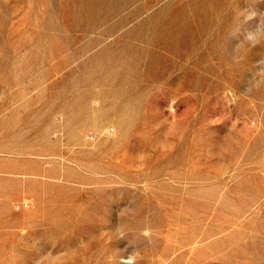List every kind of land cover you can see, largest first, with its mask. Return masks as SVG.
I'll return each mask as SVG.
<instances>
[{
  "label": "rangeland",
  "instance_id": "obj_1",
  "mask_svg": "<svg viewBox=\"0 0 264 264\" xmlns=\"http://www.w3.org/2000/svg\"><path fill=\"white\" fill-rule=\"evenodd\" d=\"M0 264H264V0H0Z\"/></svg>",
  "mask_w": 264,
  "mask_h": 264
},
{
  "label": "bare ground",
  "instance_id": "obj_2",
  "mask_svg": "<svg viewBox=\"0 0 264 264\" xmlns=\"http://www.w3.org/2000/svg\"><path fill=\"white\" fill-rule=\"evenodd\" d=\"M216 88H217L216 86H211L210 90H214Z\"/></svg>",
  "mask_w": 264,
  "mask_h": 264
}]
</instances>
